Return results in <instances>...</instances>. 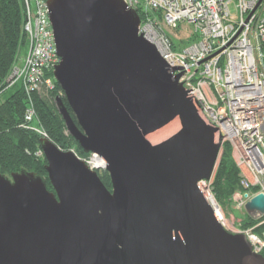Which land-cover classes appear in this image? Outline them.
Here are the masks:
<instances>
[{
    "label": "water",
    "instance_id": "1",
    "mask_svg": "<svg viewBox=\"0 0 264 264\" xmlns=\"http://www.w3.org/2000/svg\"><path fill=\"white\" fill-rule=\"evenodd\" d=\"M46 5L64 97L56 109L82 151L102 159L111 190L73 151L41 138L52 191L32 172L0 175V264H264L200 188L218 163V130L139 34L136 11L124 0ZM176 119L178 130L150 142ZM244 210L264 217V195Z\"/></svg>",
    "mask_w": 264,
    "mask_h": 264
},
{
    "label": "built area",
    "instance_id": "2",
    "mask_svg": "<svg viewBox=\"0 0 264 264\" xmlns=\"http://www.w3.org/2000/svg\"><path fill=\"white\" fill-rule=\"evenodd\" d=\"M22 1L27 49L20 62L12 67L7 83L23 86L28 96L24 126L46 138L42 128L30 127L29 123L36 119L31 103L34 94L42 97L55 90L54 78L48 74L53 73L60 59L47 0ZM259 1L124 0L129 8L145 14L139 34L155 45L170 70L177 69L173 75L181 74L179 82L198 101L201 112L207 114V124L217 128L220 150L225 143L231 147L240 185L247 191V198L244 194L241 204L259 193L264 195V0L258 5ZM153 12L160 15L168 29L183 23L191 25L198 41L174 51L160 26L152 21L149 14ZM151 25L155 35L149 38L146 29L152 28ZM41 155L39 151L38 156ZM76 156L90 170H104V162L96 154ZM93 156L102 165L95 167ZM207 182L201 181L200 188ZM252 189L255 191L248 192ZM242 234L253 251L260 254L264 248V231L259 235L247 229Z\"/></svg>",
    "mask_w": 264,
    "mask_h": 264
},
{
    "label": "trees",
    "instance_id": "3",
    "mask_svg": "<svg viewBox=\"0 0 264 264\" xmlns=\"http://www.w3.org/2000/svg\"><path fill=\"white\" fill-rule=\"evenodd\" d=\"M264 3V2H263ZM141 23L145 22V14L136 10ZM24 6L22 0H0V175L9 176L23 170L35 173L46 182L47 189L52 191L45 171L46 160L40 151V135L24 126V112L27 107V96L21 84L8 88V76L12 67L20 62L23 51L26 52L27 41L23 32ZM172 45L174 51L176 47ZM185 47V46H184ZM25 54V53H24ZM53 78V73L48 74ZM54 91L45 96L33 95L34 107L39 125L46 133V139L63 151L75 147L79 156H86L78 143L66 132L64 122L56 109L54 98L63 93L53 79ZM13 90L8 92L9 90ZM61 93V94H60ZM69 110V109H68ZM70 112V110H69ZM71 114V112H70ZM74 122L76 123L75 119ZM231 147L223 144L222 155L212 176V188L216 200L227 199L240 188L239 170L232 160ZM104 186L110 190V181L106 171L99 176ZM255 189L248 192H254ZM244 194L247 192L243 189ZM264 220L248 218L243 228L254 227ZM264 223L254 229L261 235ZM260 254L264 257V248Z\"/></svg>",
    "mask_w": 264,
    "mask_h": 264
},
{
    "label": "rangeland",
    "instance_id": "4",
    "mask_svg": "<svg viewBox=\"0 0 264 264\" xmlns=\"http://www.w3.org/2000/svg\"><path fill=\"white\" fill-rule=\"evenodd\" d=\"M149 15L151 16L152 21H154V23H156V25L158 24L160 26V28L162 29V32L169 39L171 44H173V46L176 47L175 50H181L184 46H187L189 44H192V43L198 41L197 33L193 30V27L191 25H188L187 23H183V24H180L175 29H168L163 25V22H162L160 15H158L155 12L150 13ZM151 27L152 28L146 29V32H147V35L149 38L155 35V29H154L153 25H151ZM24 53H25V50L22 53L23 56H24ZM8 78L11 79L10 76H8ZM14 85H7V86H8V88H12V87H14ZM11 91H13V90L11 89L8 92H11ZM27 98H28V96H27ZM30 98H31V96H30ZM1 100H2V98L0 99V101ZM208 100H211V99H208ZM31 105L36 112V109L34 107L35 105H34L33 98H32ZM199 117L202 119V121H204L207 124V114L206 113H202L200 111ZM29 124H31L30 127H32V128H36V129L42 128L39 125L37 112H36L35 121L30 122ZM178 129H179V122L176 119L173 121V123H170V124L164 126L159 131L152 133V135H150L148 137V139L150 140L151 143L155 144L159 141H162L164 138H166L170 134L174 133ZM42 131H44L43 128H42ZM70 148L71 149L69 151H73L76 155H78V152H76L77 150L75 149L74 146L70 147ZM40 151H41V149H40ZM222 152H223V147L220 150L218 161L222 155ZM231 156H232L233 162L235 163L234 156H233L232 152H231ZM103 171H105V170H102V171L98 170L97 171L98 176H102ZM240 188L243 191V188L241 187V185H240ZM201 189H202L204 195L207 197L209 202H210V200H213L214 205L213 204L212 205L215 209V212L217 213V215L220 214L221 219H219V220H220L221 224L223 225L224 229H226L228 232L234 233V234H236V233L242 234V232L247 230V229H253L254 230L256 228V225L254 227H247V228L242 227L243 223L248 218H251V219L255 218V215H253V216L247 215L245 210H244L245 204H241V197L244 195V193L242 191H236L227 199L216 200L214 192H213V188H212V179H210V181L205 183V185ZM110 190H111V186H110ZM261 223H264V220L261 221Z\"/></svg>",
    "mask_w": 264,
    "mask_h": 264
},
{
    "label": "bare ground",
    "instance_id": "5",
    "mask_svg": "<svg viewBox=\"0 0 264 264\" xmlns=\"http://www.w3.org/2000/svg\"><path fill=\"white\" fill-rule=\"evenodd\" d=\"M54 86H55V84H54ZM92 164L96 167V166L102 165V162H101V160H100L98 157L93 156V157H92ZM210 203L214 205L213 200H210ZM218 214H219V213H218ZM216 216H217L218 219H221L220 214L217 215V213H216ZM219 221H220V220H219Z\"/></svg>",
    "mask_w": 264,
    "mask_h": 264
}]
</instances>
